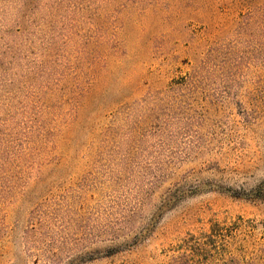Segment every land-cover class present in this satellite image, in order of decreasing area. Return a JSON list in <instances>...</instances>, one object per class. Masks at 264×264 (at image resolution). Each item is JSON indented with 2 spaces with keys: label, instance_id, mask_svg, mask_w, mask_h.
I'll list each match as a JSON object with an SVG mask.
<instances>
[{
  "label": "rangeland",
  "instance_id": "374dc122",
  "mask_svg": "<svg viewBox=\"0 0 264 264\" xmlns=\"http://www.w3.org/2000/svg\"><path fill=\"white\" fill-rule=\"evenodd\" d=\"M184 254L264 264V0H0V264Z\"/></svg>",
  "mask_w": 264,
  "mask_h": 264
},
{
  "label": "trees",
  "instance_id": "16d2710c",
  "mask_svg": "<svg viewBox=\"0 0 264 264\" xmlns=\"http://www.w3.org/2000/svg\"><path fill=\"white\" fill-rule=\"evenodd\" d=\"M171 200H172L171 198L165 200L164 204L162 205V209H160V213L161 214L163 213V210L165 208L170 206ZM212 233H213V230H212ZM221 236L225 237V235H213V234L212 235H207L205 237L206 240L205 239H199V243H200V241H203V246L207 248V247H209L210 243L214 240V238H219ZM192 249H193V247H192L191 243L188 244L187 242H185V244L182 246V250H184L185 252H188V253H192L193 252ZM187 255L184 254V255L178 257L177 258L178 260H176V263L177 264H188L187 263V257H188Z\"/></svg>",
  "mask_w": 264,
  "mask_h": 264
}]
</instances>
